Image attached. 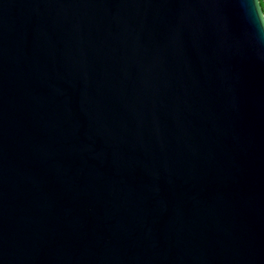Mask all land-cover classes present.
I'll return each instance as SVG.
<instances>
[{
	"label": "water",
	"instance_id": "1",
	"mask_svg": "<svg viewBox=\"0 0 264 264\" xmlns=\"http://www.w3.org/2000/svg\"><path fill=\"white\" fill-rule=\"evenodd\" d=\"M258 0H0V264H264Z\"/></svg>",
	"mask_w": 264,
	"mask_h": 264
},
{
	"label": "trees",
	"instance_id": "2",
	"mask_svg": "<svg viewBox=\"0 0 264 264\" xmlns=\"http://www.w3.org/2000/svg\"><path fill=\"white\" fill-rule=\"evenodd\" d=\"M259 2V5H260V8H261V11H262V14L264 16V0H258Z\"/></svg>",
	"mask_w": 264,
	"mask_h": 264
},
{
	"label": "clouds",
	"instance_id": "3",
	"mask_svg": "<svg viewBox=\"0 0 264 264\" xmlns=\"http://www.w3.org/2000/svg\"><path fill=\"white\" fill-rule=\"evenodd\" d=\"M255 9V12L258 14V16L261 18V19H264V16L261 15L260 13V10L257 9V8H254Z\"/></svg>",
	"mask_w": 264,
	"mask_h": 264
}]
</instances>
